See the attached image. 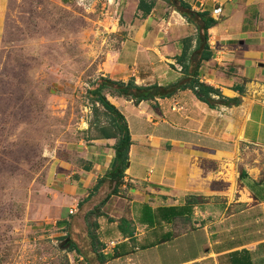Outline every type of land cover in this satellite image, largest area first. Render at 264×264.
I'll return each mask as SVG.
<instances>
[{"label":"crops","instance_id":"obj_1","mask_svg":"<svg viewBox=\"0 0 264 264\" xmlns=\"http://www.w3.org/2000/svg\"><path fill=\"white\" fill-rule=\"evenodd\" d=\"M184 1L210 14L213 7L222 8L215 18L218 23L208 30L213 55L201 64L199 78L219 93L211 94L210 103L200 101L189 88L138 103L107 93L127 121L131 145L123 184L101 202L96 218L103 246L116 242L101 249L107 256L104 264H222L221 257H226L224 264H264V165L250 163L253 154L247 151H264V0ZM7 6L8 0H0V42ZM167 8L157 5L145 17L143 25L151 31L147 37L137 36L131 46L122 44L110 61L109 78L169 85L182 77L176 55L181 39L195 28ZM158 25H166L165 35L155 36ZM130 47L128 61L133 64L123 56ZM138 59L147 70L138 67ZM113 143L93 139L75 149L80 165L59 158L54 162L65 203L79 206L82 197L110 193L109 181L94 186L111 165ZM238 169L244 178L236 176ZM231 176L234 190L247 192L245 199L222 200L229 196ZM234 205L239 206L236 211L226 212ZM121 218L128 221L122 226L133 230L131 236L119 227ZM249 228L257 234L252 241L219 247L223 233L232 237V231ZM193 233L205 238L193 254L177 258L180 251L167 249L170 242Z\"/></svg>","mask_w":264,"mask_h":264},{"label":"rangeland","instance_id":"obj_2","mask_svg":"<svg viewBox=\"0 0 264 264\" xmlns=\"http://www.w3.org/2000/svg\"><path fill=\"white\" fill-rule=\"evenodd\" d=\"M137 3L8 0L0 42V264H98L87 235L88 230L97 235V228L88 215L101 213L106 191L82 197L72 207L63 200L54 162L59 158L80 165L75 149L92 142L96 120L105 121L103 107L89 90L100 77H109L110 61L122 44L147 37ZM160 4L170 8L163 0H156L155 7ZM165 27L158 25L155 36L165 35ZM131 51L123 54L129 64ZM136 61L147 70L144 61ZM247 151L253 154L250 163L264 165L263 150ZM230 181L229 196L222 200L245 199L247 192L234 190L233 176ZM238 208L229 206L226 212ZM256 235L252 228L232 231V237L223 233L219 247L249 242ZM201 240L203 233H193L170 242L167 249L180 251L175 256L183 258ZM225 259L221 257L222 264Z\"/></svg>","mask_w":264,"mask_h":264},{"label":"trees","instance_id":"obj_3","mask_svg":"<svg viewBox=\"0 0 264 264\" xmlns=\"http://www.w3.org/2000/svg\"><path fill=\"white\" fill-rule=\"evenodd\" d=\"M174 10L178 11L188 23H191L195 32L187 35L181 39L182 48L178 55H176V61L181 66L183 73L182 77L169 85L153 84H137L133 79L127 81L114 80L109 77H100L99 81L95 83L93 88L89 90L92 98L103 107L106 119L103 122L96 120L94 123L96 133L92 134L93 139H113L114 143L112 148L114 150V157L109 169L105 174L96 181L94 189H97L105 181H109L113 184V188L110 193L102 201L103 203L111 194H117L123 184L124 172L128 164V153L131 145V135L129 127L124 115L120 110L109 101L106 97V93L116 94L118 96L132 99L135 103L141 100H153L156 97H166L171 95L178 89H191L196 97L204 102L210 103L212 100L211 94L219 93V90L214 86L200 81L201 76L200 66L204 61L209 60L213 51L209 47L208 38L209 28L215 26L218 20L213 18L208 10H194L191 5L184 0H163ZM156 0H138L136 10L140 11V17L145 18L155 7ZM195 40V45L192 48V42ZM239 91H242V87H236ZM85 167V169H87ZM89 169V168H88ZM244 172H240L241 178ZM93 215V226L97 228L96 218L101 215L100 212L91 211L88 216ZM88 216L86 223L89 222ZM119 227L126 235H132V229H125L122 224L128 221L121 218ZM65 223V222H60ZM89 227V226H88ZM123 227V228H122ZM88 237L91 238L92 253L100 264H104L106 255L102 252L103 244L99 241L98 235L95 230H88ZM74 250L80 249L77 246ZM82 258H86L85 256Z\"/></svg>","mask_w":264,"mask_h":264},{"label":"built area","instance_id":"obj_4","mask_svg":"<svg viewBox=\"0 0 264 264\" xmlns=\"http://www.w3.org/2000/svg\"><path fill=\"white\" fill-rule=\"evenodd\" d=\"M221 12H222V8H221V6H215V7H213V9H212V11H211V15H212L214 18H217V17L220 16ZM117 19H118V18H117ZM72 211H73V210H70V212H72ZM115 243H116V242L111 241V242H110V245L113 246Z\"/></svg>","mask_w":264,"mask_h":264}]
</instances>
